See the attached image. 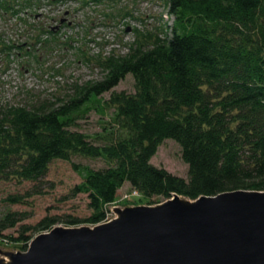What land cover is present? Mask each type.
<instances>
[{"label": "trees", "instance_id": "16d2710c", "mask_svg": "<svg viewBox=\"0 0 264 264\" xmlns=\"http://www.w3.org/2000/svg\"><path fill=\"white\" fill-rule=\"evenodd\" d=\"M33 2L0 0V10L16 15ZM166 3L171 25L136 34L126 52L106 55L101 79L72 85V95L58 102L0 104L2 178L36 181L52 161L73 155L106 161L100 169L72 163L82 179L73 191L87 193L90 213L67 218L66 225L106 219L126 181L145 197L163 199L173 193L196 198L264 189V0ZM128 73L135 91L111 90ZM106 91L109 97L102 98ZM91 106L113 109L105 134L93 137L71 128ZM166 138L180 144L187 178L151 163ZM7 199L22 202L23 197ZM26 216L9 209L0 214V243L18 240L24 249L34 232L58 221L45 216L21 225L19 237L5 232Z\"/></svg>", "mask_w": 264, "mask_h": 264}, {"label": "rangeland", "instance_id": "374dc122", "mask_svg": "<svg viewBox=\"0 0 264 264\" xmlns=\"http://www.w3.org/2000/svg\"><path fill=\"white\" fill-rule=\"evenodd\" d=\"M167 1L34 0L24 13L13 15L0 10V104L58 102L72 95V85L101 79L100 62L106 55L126 52L136 34L157 33L161 27L171 25L174 18ZM111 90L134 92L133 75L126 74ZM109 95L110 91H106L100 96ZM112 113V108L103 112L91 106L71 128L93 137L105 134ZM98 140L107 139L98 137ZM150 161L177 176H188V164L174 139H164ZM72 163L94 169L107 166L101 157L73 155L69 160L52 161L45 175L36 181L17 182L0 176V214L9 209L27 215L6 233L19 237L21 225H34L45 216L58 219L53 226L95 225L65 223L67 218H84L90 213L87 193L73 191L82 179ZM13 194L22 196V202L9 201L8 196ZM162 200L159 195L150 198L141 195L126 181L117 189L106 219L101 222L116 216L115 207L151 205ZM39 232L43 231L32 235ZM21 244L18 240L1 242V256L8 251L25 250L27 245L22 249Z\"/></svg>", "mask_w": 264, "mask_h": 264}, {"label": "water", "instance_id": "95a60500", "mask_svg": "<svg viewBox=\"0 0 264 264\" xmlns=\"http://www.w3.org/2000/svg\"><path fill=\"white\" fill-rule=\"evenodd\" d=\"M113 210L93 226L39 232L0 264H264V190L173 193Z\"/></svg>", "mask_w": 264, "mask_h": 264}]
</instances>
